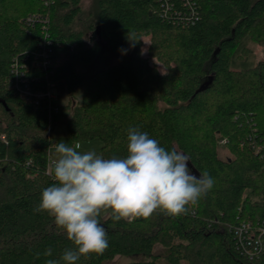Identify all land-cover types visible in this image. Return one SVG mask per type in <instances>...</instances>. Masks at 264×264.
<instances>
[{"label":"trees","instance_id":"1","mask_svg":"<svg viewBox=\"0 0 264 264\" xmlns=\"http://www.w3.org/2000/svg\"><path fill=\"white\" fill-rule=\"evenodd\" d=\"M81 1L0 0V264H45L72 247L52 218L33 211L53 183L47 173L54 143L50 105L19 96L15 67L34 92L65 84L73 100L81 90V101L63 120L73 142L97 138L104 158H123L126 130L137 127L167 150L188 155L193 174L206 170L215 181L185 215L157 210L147 219L115 222L101 213L109 246L77 264H105L116 256L157 264L163 256L155 253L158 243L168 246L163 257L170 264H264V253L254 260L241 255L233 236L242 223L264 224V60L249 69L231 67L244 39L264 45V0H99L91 44L76 24ZM34 14L49 18L55 43L49 75L37 66L43 23H28ZM143 35L167 74L143 57ZM96 38L120 59L85 72L101 53ZM219 146L230 156L220 158ZM48 247L53 253L45 257Z\"/></svg>","mask_w":264,"mask_h":264},{"label":"clouds","instance_id":"2","mask_svg":"<svg viewBox=\"0 0 264 264\" xmlns=\"http://www.w3.org/2000/svg\"><path fill=\"white\" fill-rule=\"evenodd\" d=\"M126 140L123 158L81 151L79 143L61 140L55 144V158L48 169L53 183L42 190L33 211L52 218L72 247L45 264H77L81 257L102 254L109 246L107 230L100 222L102 211H109L115 222L147 219L157 210L177 217L187 214L188 206L213 188L215 181L208 171L193 174L188 155L175 148L167 150L147 132L130 126ZM52 253L48 247L43 255Z\"/></svg>","mask_w":264,"mask_h":264},{"label":"rangeland","instance_id":"3","mask_svg":"<svg viewBox=\"0 0 264 264\" xmlns=\"http://www.w3.org/2000/svg\"><path fill=\"white\" fill-rule=\"evenodd\" d=\"M98 1L99 0H82L81 1V8L82 14L79 16L80 18L76 21V24L79 26L81 30L84 32V39L87 44H91L92 35L94 31L89 29L90 25L98 26L97 23V11H98ZM58 13L62 14L65 13V10L59 8ZM40 16V14H34ZM27 17H30L27 16ZM47 20L49 18L46 17ZM142 46H141V53L143 57L148 58L150 66L157 68L162 74H167L169 71L166 66L160 61L158 57H151L149 54V46H150V37L149 36H142L141 37ZM96 42L99 43L101 46V53L97 60L94 62L93 65L89 67H83L82 69L85 72H94L100 68L105 67L108 64L114 63L120 59V57L114 54L104 42V40L100 38H96ZM264 60V45L256 43L255 41L251 40L250 38L244 39L239 47L235 50L231 60V67L234 69H249L255 67L260 61ZM58 61V60H57ZM174 65V64H173ZM49 91L52 95H54L55 100L53 101L54 107L53 110L50 112V135L53 138V146L50 150V156L52 159L55 158L54 155V147L55 144L60 142L61 140L69 145L73 143L81 144L82 148L81 151H88V150H95L98 154L101 155V147L102 142L100 139H92V140H83L78 142H73L71 137L67 131L66 125L63 123V120L68 118L72 113V107L75 106L77 103L81 101V90L77 91L75 94V99H70L68 95L67 88L65 84H51L49 87ZM164 103L158 102L159 106H163ZM58 108V111H56ZM219 157L226 158L230 156V153L224 146H219L218 149ZM0 190V198H3V194ZM103 216L110 215L109 211H102ZM252 225H258L257 223L251 222ZM264 225V224H261ZM253 232H256L255 227L252 226ZM155 253L159 255L165 256L168 253V246L165 243H158L155 247ZM161 256L160 260L157 264H170L167 262L165 257ZM136 260H151L149 257H124V256H116L109 261H106L105 264H131ZM182 264H188L187 262H182Z\"/></svg>","mask_w":264,"mask_h":264},{"label":"built area","instance_id":"4","mask_svg":"<svg viewBox=\"0 0 264 264\" xmlns=\"http://www.w3.org/2000/svg\"><path fill=\"white\" fill-rule=\"evenodd\" d=\"M26 20L28 23L39 21L43 23L41 30L42 35L40 40L41 48L40 52L38 53V56H41V60L39 61L37 66L41 68L45 74L49 75V73H52L53 70L54 60L52 59V56L53 47L55 45L54 40L51 38L48 31L49 20L38 15H32ZM71 49L73 50L74 46H71ZM13 72L15 74L13 85L19 96L25 101H33L35 105H38L41 99H47L50 105L49 108L51 112V110H53V107L55 106L53 103L55 97L49 91V87L51 86V84L48 86V90L46 92H34L31 89L29 79L24 78V76L20 74L18 68L15 67L13 69ZM56 111H58V108H56ZM48 135L51 136L50 129L48 131ZM51 160L52 157L49 156L47 173L51 164ZM252 226L253 225L251 223H242L241 225L233 228V236L236 242L237 250L241 253V255L249 258L250 260H254L264 253V225H261L257 229H255L256 232L252 231Z\"/></svg>","mask_w":264,"mask_h":264},{"label":"water","instance_id":"5","mask_svg":"<svg viewBox=\"0 0 264 264\" xmlns=\"http://www.w3.org/2000/svg\"><path fill=\"white\" fill-rule=\"evenodd\" d=\"M96 35H100V28L98 27L97 28V32H96ZM211 83V81H208V82H206L200 89H199V91H202V90H205L208 86H209V84Z\"/></svg>","mask_w":264,"mask_h":264}]
</instances>
